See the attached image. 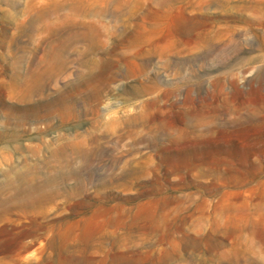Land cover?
<instances>
[{"label":"rangeland","instance_id":"374dc122","mask_svg":"<svg viewBox=\"0 0 264 264\" xmlns=\"http://www.w3.org/2000/svg\"><path fill=\"white\" fill-rule=\"evenodd\" d=\"M0 264H264V0H0Z\"/></svg>","mask_w":264,"mask_h":264},{"label":"bare ground","instance_id":"6f19581e","mask_svg":"<svg viewBox=\"0 0 264 264\" xmlns=\"http://www.w3.org/2000/svg\"><path fill=\"white\" fill-rule=\"evenodd\" d=\"M56 63H58V64H59V67H58L59 69H60V68L62 67V65H63V64H62V63H63V61L61 60V58H60V57H58V58H57V60H56ZM58 64H57V65H58ZM54 66H55V65H54ZM54 68H55V67H54ZM54 72H55V71H54ZM53 74H54V73H53ZM54 76H55V75H54ZM57 77H58V76H57Z\"/></svg>","mask_w":264,"mask_h":264}]
</instances>
